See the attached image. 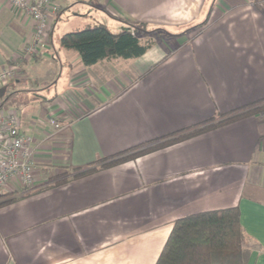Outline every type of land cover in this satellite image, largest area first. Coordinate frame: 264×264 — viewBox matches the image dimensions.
Listing matches in <instances>:
<instances>
[{"label":"crops","instance_id":"obj_1","mask_svg":"<svg viewBox=\"0 0 264 264\" xmlns=\"http://www.w3.org/2000/svg\"><path fill=\"white\" fill-rule=\"evenodd\" d=\"M51 1L60 11L28 55L31 19L0 0V71L16 68L0 109L14 110L3 100L18 97L37 188L0 204V264H155L176 219L234 206L249 264H264V0ZM97 23L156 30H137L148 44L140 56L85 66L59 40ZM247 107L254 112L45 187Z\"/></svg>","mask_w":264,"mask_h":264},{"label":"trees","instance_id":"obj_2","mask_svg":"<svg viewBox=\"0 0 264 264\" xmlns=\"http://www.w3.org/2000/svg\"><path fill=\"white\" fill-rule=\"evenodd\" d=\"M132 27V28H131ZM151 33L143 25H130V28L113 33L101 23L79 30L64 33L59 40L60 46L76 51L85 66L93 65L108 58H134L143 54L148 44H142L136 33ZM248 108V107H247ZM244 108L242 112H232L219 121L203 123L196 127L183 129L147 143L134 146L112 157L102 159L100 165H89L86 168H72L73 175L61 174V179L45 187L58 185L67 179L79 177L124 160L134 158L150 150L165 146L174 141L197 134L211 126L230 122L241 116L254 112ZM206 124V125H205ZM153 142H157L153 144ZM152 144V145H148ZM32 193V192H31ZM31 193L14 196L5 194L7 199L0 204L10 202ZM2 195H0V198ZM251 249L245 244L244 230L239 220V209L228 207L204 211L176 219L162 247L155 264H249Z\"/></svg>","mask_w":264,"mask_h":264},{"label":"built area","instance_id":"obj_3","mask_svg":"<svg viewBox=\"0 0 264 264\" xmlns=\"http://www.w3.org/2000/svg\"><path fill=\"white\" fill-rule=\"evenodd\" d=\"M11 8L26 14L33 23L34 36L25 48L28 55L37 52L50 30V20L59 13L60 7L51 0H8ZM16 68L9 66L0 71V86L14 79ZM55 131L62 126L50 119ZM31 137L21 131L20 119L15 110L0 109V192L8 190L14 196L36 190L34 177L35 149Z\"/></svg>","mask_w":264,"mask_h":264},{"label":"rangeland","instance_id":"obj_4","mask_svg":"<svg viewBox=\"0 0 264 264\" xmlns=\"http://www.w3.org/2000/svg\"><path fill=\"white\" fill-rule=\"evenodd\" d=\"M65 15H66V9L63 8V11L61 13V18L65 17ZM17 98H15V95H12V96L9 97L8 100H3V104H4L3 107L4 108L11 107L12 109H14L16 111V109L18 107V104H20L19 100H17ZM8 194H10V193H8ZM245 244L247 245V247H249L248 243H246V240H245Z\"/></svg>","mask_w":264,"mask_h":264}]
</instances>
